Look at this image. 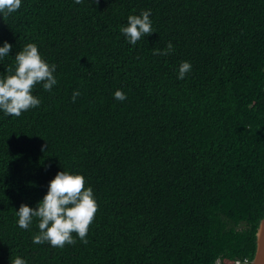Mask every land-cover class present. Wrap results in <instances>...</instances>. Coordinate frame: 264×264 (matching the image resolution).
Returning <instances> with one entry per match:
<instances>
[{
  "label": "trees",
  "instance_id": "16d2710c",
  "mask_svg": "<svg viewBox=\"0 0 264 264\" xmlns=\"http://www.w3.org/2000/svg\"><path fill=\"white\" fill-rule=\"evenodd\" d=\"M142 9L155 31L129 44L119 27ZM4 40L13 47L0 74L35 42L58 83L37 84L40 105L20 116L0 112V264H252L264 0H23L0 16ZM183 60L192 68L178 80ZM62 168L96 197L87 242L34 244L35 221L20 228L15 210L35 207Z\"/></svg>",
  "mask_w": 264,
  "mask_h": 264
},
{
  "label": "clouds",
  "instance_id": "9594fccd",
  "mask_svg": "<svg viewBox=\"0 0 264 264\" xmlns=\"http://www.w3.org/2000/svg\"><path fill=\"white\" fill-rule=\"evenodd\" d=\"M23 0H0V16H8L21 8ZM129 44L154 32L151 9H142L138 14L127 16V22L119 27ZM13 45L4 40L0 42V60L9 56ZM173 49L169 41L165 49L155 50L161 54ZM14 65H10L7 74H0V112L4 115L20 116L23 111L40 105L41 99L33 94L34 87L40 84L43 89L51 90L58 83L55 75L56 65L45 60L35 42L24 44L14 55ZM192 65L189 61H180L176 68V78L183 79ZM80 95L73 90L72 99ZM126 93L115 89L113 97L124 100ZM98 204L91 185L86 186L82 173L62 168L48 181L47 191L35 207L21 203L15 210L16 223L20 228L28 229L35 221L39 231L32 234L34 244L49 243L63 247L65 243L75 242L78 236L81 242H87L89 225L93 221ZM10 264H29L21 255H16ZM239 264V261H237Z\"/></svg>",
  "mask_w": 264,
  "mask_h": 264
},
{
  "label": "water",
  "instance_id": "95a60500",
  "mask_svg": "<svg viewBox=\"0 0 264 264\" xmlns=\"http://www.w3.org/2000/svg\"><path fill=\"white\" fill-rule=\"evenodd\" d=\"M252 264H264V214L256 229V248Z\"/></svg>",
  "mask_w": 264,
  "mask_h": 264
},
{
  "label": "built area",
  "instance_id": "2783aa9c",
  "mask_svg": "<svg viewBox=\"0 0 264 264\" xmlns=\"http://www.w3.org/2000/svg\"><path fill=\"white\" fill-rule=\"evenodd\" d=\"M233 264H237V261H235ZM239 264H241L240 261H239Z\"/></svg>",
  "mask_w": 264,
  "mask_h": 264
},
{
  "label": "bare ground",
  "instance_id": "6f19581e",
  "mask_svg": "<svg viewBox=\"0 0 264 264\" xmlns=\"http://www.w3.org/2000/svg\"><path fill=\"white\" fill-rule=\"evenodd\" d=\"M0 208H2V207H0Z\"/></svg>",
  "mask_w": 264,
  "mask_h": 264
}]
</instances>
